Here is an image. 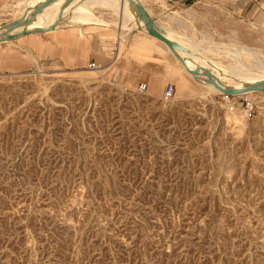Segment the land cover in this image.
<instances>
[{"label": "rangeland", "instance_id": "obj_1", "mask_svg": "<svg viewBox=\"0 0 264 264\" xmlns=\"http://www.w3.org/2000/svg\"><path fill=\"white\" fill-rule=\"evenodd\" d=\"M18 2L0 0V20ZM97 26L57 28L87 40L70 66L59 41L0 44V264H264V90L228 95L173 70L138 93L131 41ZM199 39L219 42L205 55L221 67L234 44L264 58V24Z\"/></svg>", "mask_w": 264, "mask_h": 264}, {"label": "crops", "instance_id": "obj_2", "mask_svg": "<svg viewBox=\"0 0 264 264\" xmlns=\"http://www.w3.org/2000/svg\"><path fill=\"white\" fill-rule=\"evenodd\" d=\"M155 23L161 27L165 35L177 41H186L194 38L208 37L210 30H223L229 28L242 29L245 24H250L254 29H259L264 24V0H141ZM77 25V24H75ZM99 24L88 23L82 26L98 27ZM78 26V25H77ZM100 26V25H99ZM101 31L103 41H131L129 52L135 60L144 67L141 70V81L147 84V92L151 94L160 93L163 82L168 73L176 70L180 75L184 73L179 63L172 55L170 49L159 39L145 33L138 27L121 29L111 25L104 27ZM18 40L46 41L54 43L59 41L61 48L65 50L63 58L59 60L70 66L72 62V41H87L81 35H71L70 29L60 28L42 33H30L22 35L11 42ZM54 41V42H53ZM92 41H99L93 38ZM144 41H154L161 46L163 52H167L177 62V65L165 61L160 53H151ZM6 44V43H5ZM119 50V44L115 46ZM192 78V77H191ZM140 82V83H141ZM175 89L177 85H174ZM164 88V87H163ZM175 91V90H174Z\"/></svg>", "mask_w": 264, "mask_h": 264}, {"label": "bare ground", "instance_id": "obj_3", "mask_svg": "<svg viewBox=\"0 0 264 264\" xmlns=\"http://www.w3.org/2000/svg\"><path fill=\"white\" fill-rule=\"evenodd\" d=\"M42 1L44 0H31L30 3H24L22 0H19L17 6L24 5L26 7L25 9L26 13L29 14L35 5H37ZM138 1L142 2L141 0ZM64 2L65 0H56L51 4L47 5L46 7H44L42 11L39 12L36 15V17L27 24L26 26L27 29L49 27L52 23H54L57 20L60 12V8ZM96 6L102 7L114 13L117 16V19L108 20L105 19L104 17L95 14L92 11V8ZM25 11H23L20 14L15 13V15L12 16L10 19L18 18L21 14L25 13ZM67 23H72L77 25H83L84 23H94L99 25H110V26L115 25L121 27V29L138 27L145 33L147 32L143 26V22L138 18L133 4L128 0H72L69 3V5L64 7V9L61 11V18L58 20L54 29H57ZM0 25H1V20H0ZM21 29H23L22 26L18 27L16 30H14V32L21 31ZM194 39L195 41L192 42H188V41L180 42L176 40V42L179 45L185 48V49H177V53L184 59L185 64L189 69L195 71V68L199 67L200 71L194 74V76L199 77V80L200 79L206 80V76H205L206 69L210 70L219 79L221 83L220 85H222V87L225 88L231 87L235 89H244V87H246L249 84H254L264 80V58L259 56L258 50L256 48L249 47L247 45L234 44V48L231 51L227 49V51H229V54H226L227 56L229 55V57L232 58L231 62L228 64V66L221 67L210 57L205 55L207 54L208 51L210 52L217 51L219 42L218 43L210 42L208 39H198V38L197 39L194 38ZM8 42H11V40L0 41V44H5ZM203 49L205 51H203ZM242 52L249 55L250 57L251 56L254 57L255 60L258 62L260 69L252 70L247 65L243 64V62L238 60L237 57ZM189 55L196 57V59H192L193 57L191 58L189 57ZM174 58L182 67V69L187 73L188 71L183 66V64H181V62L175 56ZM254 91H262V90H247L240 94L252 95Z\"/></svg>", "mask_w": 264, "mask_h": 264}, {"label": "water", "instance_id": "obj_4", "mask_svg": "<svg viewBox=\"0 0 264 264\" xmlns=\"http://www.w3.org/2000/svg\"><path fill=\"white\" fill-rule=\"evenodd\" d=\"M54 1L56 0H44L38 3L37 5H35L29 14H27L25 11V13L21 14L16 19L9 18L5 20H1L0 41L14 40L22 35H27L30 33H42L54 29L58 20L61 18V11L64 9V7L69 5V3L72 0H65V2L60 8V12L57 20L54 23H52L49 27H41L35 29H27L26 27L27 24L30 21H32L36 17V15L42 11L44 7H46L47 5L51 4ZM128 1H130L133 4L138 18L143 22V26L147 31L146 33L162 41L171 50L173 55L181 62V64H183V66L187 69L189 73L193 75L198 73L200 71L199 67H196L195 71L189 69L185 64L184 59L177 53V49H185V48L179 45L176 42V40L165 35L164 30L155 23L151 14L148 12V10L143 5V3H141L138 0H128ZM21 26L23 27L21 31L14 32V30H16L18 27ZM205 76L208 83L214 84L216 87L221 89L224 94H228V95L240 94L247 90H264V80L254 84H249L246 87H244V89H235L231 87L228 88L222 87V85H220L221 83L219 79L208 69L205 70Z\"/></svg>", "mask_w": 264, "mask_h": 264}, {"label": "built area", "instance_id": "obj_5", "mask_svg": "<svg viewBox=\"0 0 264 264\" xmlns=\"http://www.w3.org/2000/svg\"><path fill=\"white\" fill-rule=\"evenodd\" d=\"M89 67L94 68L95 64L93 62H91L89 64ZM174 90H175V86L172 82L166 83V85L163 88V92H162L163 98L168 99V98L172 97V95L174 94ZM137 92L138 93H146L147 92V84L144 82L139 83L137 86Z\"/></svg>", "mask_w": 264, "mask_h": 264}]
</instances>
